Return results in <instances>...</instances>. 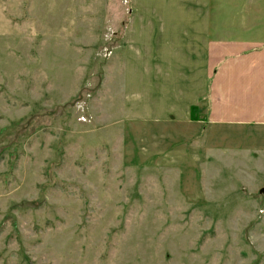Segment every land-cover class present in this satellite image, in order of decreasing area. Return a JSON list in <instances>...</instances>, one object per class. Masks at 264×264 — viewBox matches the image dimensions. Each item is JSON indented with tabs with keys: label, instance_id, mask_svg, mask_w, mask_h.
Returning <instances> with one entry per match:
<instances>
[{
	"label": "rangeland",
	"instance_id": "obj_1",
	"mask_svg": "<svg viewBox=\"0 0 264 264\" xmlns=\"http://www.w3.org/2000/svg\"><path fill=\"white\" fill-rule=\"evenodd\" d=\"M263 25L264 0H0V264H264V127L187 115L207 41Z\"/></svg>",
	"mask_w": 264,
	"mask_h": 264
},
{
	"label": "crops",
	"instance_id": "obj_2",
	"mask_svg": "<svg viewBox=\"0 0 264 264\" xmlns=\"http://www.w3.org/2000/svg\"><path fill=\"white\" fill-rule=\"evenodd\" d=\"M252 31L253 38H237L222 36L219 30L207 41V81L198 85L190 102L199 106L202 118L193 120L187 113L191 125L264 127V25Z\"/></svg>",
	"mask_w": 264,
	"mask_h": 264
},
{
	"label": "trees",
	"instance_id": "obj_3",
	"mask_svg": "<svg viewBox=\"0 0 264 264\" xmlns=\"http://www.w3.org/2000/svg\"><path fill=\"white\" fill-rule=\"evenodd\" d=\"M195 107H193L192 109H194ZM192 118L194 119L195 118V116H192Z\"/></svg>",
	"mask_w": 264,
	"mask_h": 264
}]
</instances>
